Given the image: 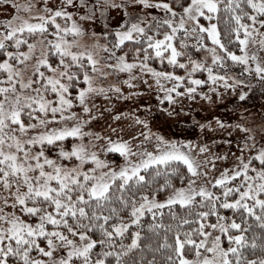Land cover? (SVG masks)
<instances>
[{
  "label": "snow or ice",
  "instance_id": "1",
  "mask_svg": "<svg viewBox=\"0 0 264 264\" xmlns=\"http://www.w3.org/2000/svg\"><path fill=\"white\" fill-rule=\"evenodd\" d=\"M0 13V264H264V126L235 124L222 154L154 131L148 104L135 136L90 127L96 97L151 92L168 116L197 96L246 101L264 86V0H0Z\"/></svg>",
  "mask_w": 264,
  "mask_h": 264
},
{
  "label": "rangeland",
  "instance_id": "2",
  "mask_svg": "<svg viewBox=\"0 0 264 264\" xmlns=\"http://www.w3.org/2000/svg\"><path fill=\"white\" fill-rule=\"evenodd\" d=\"M4 15V13H0ZM121 19V12L112 11L111 23L114 26ZM87 26L94 31H102L104 28L103 19L87 22ZM240 71L239 67L232 69L231 75H236ZM125 92L129 91L126 85H123ZM144 88L143 84L139 85ZM206 91V88L204 89ZM154 92V89H153ZM212 101L197 96L195 100H182L183 111H180L181 105H176L178 115L168 116L162 114L155 108V96L151 92H146L143 96L133 97L131 99H117L115 96L111 100H105L103 97H96L94 103L96 110L101 113L91 123L90 127L103 134H119L124 138L129 135L135 136L140 130L139 125L133 123L132 114L144 116L145 109L143 105L152 106L153 111L149 115V119L153 124V130L159 128L160 131L166 133L174 139L191 140L194 143L206 144L211 152L223 153L231 148L235 151V140L241 135L234 125L237 123H245L254 127L259 133L261 126H264V86L255 83L252 91L246 98V101L239 102L235 93L230 90L223 92L222 96L217 98L215 94ZM241 104L242 107H237ZM121 113V119L114 120L112 117L115 113ZM230 122L233 127L225 125L226 130H221L217 125V119ZM206 124L204 129L199 124ZM207 125H210L208 127ZM115 128L116 133H111V129ZM123 129V131H121ZM231 132V136L228 133ZM225 139L233 140V144L224 143ZM116 159V156H112ZM231 162V161H230Z\"/></svg>",
  "mask_w": 264,
  "mask_h": 264
},
{
  "label": "trees",
  "instance_id": "3",
  "mask_svg": "<svg viewBox=\"0 0 264 264\" xmlns=\"http://www.w3.org/2000/svg\"><path fill=\"white\" fill-rule=\"evenodd\" d=\"M237 67V66H236Z\"/></svg>",
  "mask_w": 264,
  "mask_h": 264
}]
</instances>
